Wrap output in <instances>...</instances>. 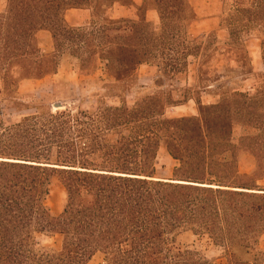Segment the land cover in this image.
Masks as SVG:
<instances>
[{
    "label": "trees",
    "instance_id": "16d2710c",
    "mask_svg": "<svg viewBox=\"0 0 264 264\" xmlns=\"http://www.w3.org/2000/svg\"><path fill=\"white\" fill-rule=\"evenodd\" d=\"M5 1L0 78L7 95L15 92V106L38 100L35 94L19 95L23 82L54 77L72 60L79 76L103 71L108 77L82 104L119 98L121 105L105 104L95 112L50 109L7 128L0 121V264H213L196 249L180 248L178 238L188 232L224 248L227 264H264L258 246L264 236V190H257L264 180V92L241 91L256 76L252 67L231 71L239 79L226 74L210 89L202 86L210 36L198 45L188 41L197 17L189 0H142L141 5L135 0ZM256 1L261 11L237 6L227 21L225 49L237 62L243 56L250 62L251 56L240 37L249 29L241 10L256 15L252 26L262 27L264 0ZM115 5L135 8L138 19H110ZM73 9L91 11L90 27L68 23L66 13ZM150 10L160 15L159 32L147 19ZM43 31L52 37L51 54L39 47ZM213 44L218 54L217 39ZM190 58L200 62L198 86L184 92L213 90L207 93L221 99L204 106L200 96L186 94L200 116L167 118V109L176 106L174 82L187 72ZM145 65L157 73L149 85H140ZM61 84L72 88L62 79L51 97H57ZM129 94L136 97L133 108L126 102ZM24 109L38 108L16 111ZM238 126L246 133L235 142ZM161 149L177 163L172 179L157 178ZM246 155L256 160L249 175L239 172ZM56 178L67 195L59 215L48 206ZM40 238H56L58 244L44 246Z\"/></svg>",
    "mask_w": 264,
    "mask_h": 264
},
{
    "label": "rangeland",
    "instance_id": "374dc122",
    "mask_svg": "<svg viewBox=\"0 0 264 264\" xmlns=\"http://www.w3.org/2000/svg\"><path fill=\"white\" fill-rule=\"evenodd\" d=\"M138 5L142 4V0H135ZM191 1V0H190ZM193 3H200L199 6H195L197 9V14L200 17L199 22L195 23L192 27L190 38L188 41H192L195 44L202 43L204 39L210 36V45L211 50L206 53L209 57L206 62L205 67V76L202 86L210 89L211 86L215 84L214 81L226 74H230V77L238 78V74H231V71L239 69V66L243 67L244 70L241 72H249L251 67L254 69L256 76L249 77L241 88V91L255 93L256 89L262 88L264 92V16H262V21L260 26H252V22L258 20L256 15L251 13H244L241 10V18L243 22L247 23L249 29L247 33H241L240 37L243 43H247L251 56L250 62L247 61L246 56L240 57L239 62L236 60V56L227 55L225 49V44L229 42L230 34L229 30L226 28L227 21L232 19V13H236L237 6L241 7H254L253 12L258 13L261 11V2L256 0H192ZM7 9V2L5 0L0 1V14L4 13ZM235 11V12H234ZM151 12L147 19L152 24L153 28L159 32L162 28L160 15L156 10H150ZM230 13V14H229ZM228 15L230 17L227 19ZM100 16V17H99ZM96 19L97 24H103L102 14H99ZM237 16V15H236ZM239 16V15H238ZM108 17L112 20L116 19H133L137 20V10L135 8L122 7L120 5H115V7L109 12ZM256 17V18H255ZM66 19L70 25L73 27H90L92 14L90 10L82 9H73L69 10L66 13ZM256 19V20H255ZM260 22V21H258ZM234 27H237L234 26ZM251 27V28H250ZM224 28V29H223ZM187 31V30H186ZM185 29L183 34H185ZM212 31L210 33H204ZM112 38L117 36V33H108ZM186 38V37H185ZM260 38V39H259ZM214 39H217V42L221 46V50L218 54H214L213 48ZM204 43V42H203ZM38 44L42 51V54H51L54 50V44L51 35L48 32H41L38 37ZM75 61L66 62L61 66L60 72L54 77H49L44 82H31L26 83L20 90V94L23 97L28 95H37L38 100L34 101L31 99H24L21 101V104L16 106L13 103L12 97L15 96V92L11 95H7L4 92L3 81L0 78V121L3 122L4 127H11L18 124L24 117L38 115L40 112L48 113V110H52L54 113L57 111H78L83 109L85 111L95 112L98 107H103L105 104L109 106H120L121 100L119 98H108L105 101L90 102L87 101L85 104H82L83 100H89V95L95 91L99 90L100 80L104 75L103 71H98L95 75L92 76H79L78 66L74 65ZM199 60L195 58L189 59V68L186 73L179 75L174 82V90H172V97L174 105L166 111L167 118H181L185 116H200L198 106L196 102L192 99L190 101L185 100L183 97L186 96L185 89H196L198 86V68ZM93 67H90L89 70H92ZM157 70L153 67L145 65L140 70V85H149L152 79L155 77ZM240 73V70L236 71ZM104 75V76H103ZM210 75V78L209 76ZM241 78V77H240ZM62 79L69 81L71 87H68L66 84L58 85L57 87V97H51L53 88L58 82ZM108 79V77L106 78ZM208 79V80H206ZM108 81V80H107ZM218 81V80H217ZM216 81V82H217ZM106 83V82H105ZM108 85V84H106ZM209 86V87H208ZM84 87L82 93H76L75 90ZM13 89V88H12ZM75 89V90H73ZM108 90L113 91L114 87L110 84L108 85ZM13 91V90H12ZM210 91V92H209ZM213 90L198 89L195 93L187 94V97L201 98V102L204 106L217 104L221 97L216 93V95H211ZM198 94V95H197ZM41 95H47L46 98L41 100ZM199 98V99H200ZM7 99L11 102H5ZM56 102L65 103L64 109H53V105ZM127 105L129 108H133L136 104L135 94L127 95ZM17 103H19L17 101ZM34 107L38 109H24L23 111H16V108L19 107ZM245 129L242 126H238L235 129L233 139L235 142H238L240 137L245 134ZM110 138L115 139L114 136ZM177 163L173 158L167 153L165 149H161L157 159V178L159 179H172L173 171L176 168ZM256 167V160L250 156H244L239 162V172L241 174L249 175L251 174ZM257 185L260 187L257 190H264V180L257 182ZM66 191L60 183L59 179L56 178L53 180L52 193L48 200V206L51 208L53 214L59 215L62 213L65 201H66ZM39 242L44 246H56L58 244V239H49V238H40ZM178 244L181 249H196L205 255L213 264H227L225 259L224 248L213 245L209 242L207 238H201L194 235L191 232L184 233L178 238ZM259 249L264 251V236L259 242Z\"/></svg>",
    "mask_w": 264,
    "mask_h": 264
},
{
    "label": "crops",
    "instance_id": "0c3cea01",
    "mask_svg": "<svg viewBox=\"0 0 264 264\" xmlns=\"http://www.w3.org/2000/svg\"><path fill=\"white\" fill-rule=\"evenodd\" d=\"M189 3L191 4V6L193 7V9L195 10V13H196V20L193 22V24L191 25V27H190V29H189V34H191V30H192V27H193V25L195 24V23H198L199 22V19H200V17L198 16V14H197V9L195 8V6H199V4L200 3H198V2H196V3H193V1L191 0H189ZM151 12H148L147 13V16L150 14ZM224 29V28H223ZM210 32H212V31H208V32H204V33H210ZM226 45V44H225ZM157 73V72H156ZM155 76H156V74H155ZM45 80H43V81H40V82H44ZM139 81H140V83H141V80H140V78H139ZM39 82V83H40ZM26 83H31V82H23L21 85H20V88H19V93H20V90L22 89V87L26 84Z\"/></svg>",
    "mask_w": 264,
    "mask_h": 264
},
{
    "label": "water",
    "instance_id": "95a60500",
    "mask_svg": "<svg viewBox=\"0 0 264 264\" xmlns=\"http://www.w3.org/2000/svg\"><path fill=\"white\" fill-rule=\"evenodd\" d=\"M64 108H65V103H63V102H56L53 105V109L60 110V109H64Z\"/></svg>",
    "mask_w": 264,
    "mask_h": 264
}]
</instances>
